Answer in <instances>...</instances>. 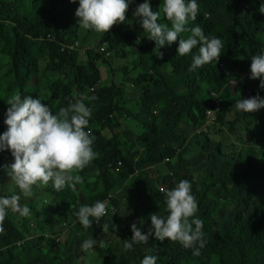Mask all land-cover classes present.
<instances>
[{"label": "trees", "instance_id": "obj_1", "mask_svg": "<svg viewBox=\"0 0 264 264\" xmlns=\"http://www.w3.org/2000/svg\"><path fill=\"white\" fill-rule=\"evenodd\" d=\"M26 1L30 7L27 12H23L21 9ZM199 1L203 3L204 10L223 7L229 15V22H225L223 18L212 20L205 17L198 7L195 20L186 25L189 29L199 25L206 36L221 39L222 45L227 48L222 56L228 72L216 61L205 64L196 71H189L191 53L185 56L176 55V41L159 48L157 51L160 55H156L154 42L146 37L147 33L137 23L136 18L132 17L129 7L134 3L133 0L125 10V21L112 25L108 32L100 33L99 44L104 46L105 52L87 50L85 53L88 56L83 62L85 64L74 61V58L70 57L73 52H69L67 48L72 43L71 37L77 35L73 28L68 27L77 7L74 0H50L47 7L38 5L37 0H0V56L9 60L8 69L3 76V79L12 76L7 82L9 91L17 88L24 96L29 77L38 73L34 71L41 60H45L37 81L41 89L31 94L45 102L53 113L75 103V95L83 92L86 86L93 88L83 98V102L91 110L87 128L91 129L95 137L92 147L96 155L88 166L98 169L102 183L99 194H84L81 197L82 203L77 201L78 195L68 186L60 191L51 187L45 189L46 193L48 192L45 196L49 207L45 215L37 213L36 222L27 220L28 216L22 217L9 212L0 222V264H23L24 259L38 256L42 252L41 242L52 245V238L59 232L57 227L55 229L51 225L52 220H59L62 212L66 222L76 221L74 212L81 204L84 205V201L92 204L105 198L109 189L121 177L135 176V173L145 174L147 167L148 171L157 174L159 169L154 166L163 163L172 171L175 181L168 182L165 189L174 187L179 180L186 178L187 162H183L180 156L176 158L177 161L171 162V159L175 158L174 145L180 147L183 142L179 125L182 123L195 126L203 122L206 112L215 105L216 100L211 97V92L203 88L213 87V91H217L229 83L230 76L236 80L244 74L241 97L247 98L257 94L263 96V91L258 87V78H248L250 58L264 51V14L258 11L261 0ZM149 4L161 10L163 0H149ZM158 22L169 24L163 13ZM7 24L10 25L11 35L6 32ZM87 32L90 33L91 30ZM183 34L185 32L180 35ZM121 45L127 46L137 57L138 61L133 70L142 69L133 80V86L142 92V104L152 111L155 106L160 107L159 116L151 123L138 119L143 131L136 136L127 134L132 133L129 130L122 134L112 132L116 127H120L118 119L121 110L125 116L133 117L131 113L123 110L119 87L113 83L107 87H95L97 71L94 62L100 60L105 63L101 57L104 58L106 52L109 57L110 52ZM192 51L195 52L196 49ZM162 63L165 68L169 67V72L157 70L156 67H160ZM148 66L149 70L146 71ZM119 70L123 74L132 73L127 68ZM49 73L60 76L46 84ZM7 87L5 96H8ZM69 92L73 95L67 98L66 93ZM91 96L95 99H88ZM227 98L224 97L219 103V111L216 114V123L222 125L227 112L235 109L236 100L231 102L227 101ZM5 102L6 99L1 100L0 106ZM228 125L231 127L233 123ZM104 130L108 131V135ZM136 143L140 146L134 147ZM236 156L241 161L238 169L229 170L224 178L207 184L204 181L200 190L194 188L191 183V192L197 201L194 218L202 221L203 238L206 241L204 247L199 250V255H193L191 249L182 247L176 241H156L149 237L147 244L133 245L131 250H124L120 256L107 247V254L100 253V257L110 264H140L145 255H156V264H264V203H254L256 190L264 187V155L262 151L257 155L249 147L245 153L240 149ZM259 156L262 157L260 160ZM7 159L12 161L10 153L7 150L0 151V164H6ZM165 159H168V162H164ZM230 163L233 162H227L228 168L236 167ZM86 167L79 170L80 174L84 173ZM144 189L148 195L147 208L152 213H163L164 203L160 199L163 192L160 193L149 181ZM209 189L214 193L213 198L207 197ZM220 200L231 203L230 219L233 227L226 233L220 227L216 216V206ZM110 201L111 204L115 203L114 198H110ZM200 207H204L202 214L198 213ZM249 208H252V213L247 215L246 209ZM63 211H66L68 216ZM62 220L61 218L59 225L63 228ZM101 222L100 219V222H94L87 229L77 223L83 233H97L102 230ZM148 227L149 225L139 228L143 232ZM108 229L120 235L122 242L131 237V231L124 228ZM30 238L35 242H31ZM80 241L81 238L74 235L70 249H77ZM53 253L51 250L47 251V258L50 255L49 264H70L66 256L61 257L57 252Z\"/></svg>", "mask_w": 264, "mask_h": 264}, {"label": "clouds", "instance_id": "obj_2", "mask_svg": "<svg viewBox=\"0 0 264 264\" xmlns=\"http://www.w3.org/2000/svg\"><path fill=\"white\" fill-rule=\"evenodd\" d=\"M74 2L77 3L74 10L78 18L76 24L83 30L105 33L112 25L125 21V10L131 0ZM161 11L169 24L158 22L160 12L150 10L149 0H142L132 12V17L147 33L146 37L154 42L156 55H160L157 51L159 48L176 41V55L191 53L189 71H196L217 60L223 46L221 39L206 36L199 25L190 29L186 27L189 21L196 18L197 0H163ZM258 11L264 14V0H261ZM183 32L190 34L181 38ZM194 48L195 52L192 51ZM248 78H258V87L264 91V51L250 58ZM242 79H245V75L239 80ZM6 104L8 107L3 120L6 128L0 132V151L7 150L12 161L0 164V169L23 196L30 197L34 186H46L49 182L55 191L64 189L73 179L71 171L85 168L95 158L92 147L95 137L91 129L87 128L91 110L83 99L70 104L68 108L59 109L57 113H53L40 98L22 96L20 92L9 96ZM234 107L244 113L255 112L264 108V97L259 94L243 99L239 97ZM162 192L166 214L150 213L149 227L143 232L135 222L130 224L131 237L123 241L122 250H131L136 244H147L149 237H152L156 241H176L182 247L191 249L193 255H199L206 241L203 238L202 221L194 218L197 201L191 192V182L181 179L174 187L162 189ZM19 200L18 194L0 196V222L9 212L22 217L29 215L30 209L21 206ZM105 214L106 204L99 200L81 205L74 212L76 221L84 229ZM139 222L143 224V220ZM95 242L93 237L86 239L81 242V248L90 250ZM156 260V255H145L140 264H156Z\"/></svg>", "mask_w": 264, "mask_h": 264}, {"label": "rangeland", "instance_id": "obj_3", "mask_svg": "<svg viewBox=\"0 0 264 264\" xmlns=\"http://www.w3.org/2000/svg\"><path fill=\"white\" fill-rule=\"evenodd\" d=\"M34 1L36 0H31V2ZM37 2L38 5L47 7L50 0H37ZM133 2L134 3L129 7L131 14L134 11L137 3H141L142 0H133ZM197 3L203 14H205V17L212 20H214L215 18H223L225 22H229V15L226 10H223V7L204 10L205 7L203 3H201L199 0H197ZM29 7L30 4L28 1H26L21 10L23 12H27L29 10ZM150 10L160 12V17H162V11L160 9H156L150 6ZM77 19L78 18L72 14L70 19L71 24L68 25V27L73 28L76 31L77 35L74 38L71 37L72 43L67 48L69 52H73L71 53L70 57L74 58V61L83 63L88 56H86V53L84 51L85 49H93L96 52H99L101 51V47L104 46L99 44L100 33H95L93 31L88 33L87 30L81 29L79 25L76 24ZM262 23V27L264 29V15L262 17ZM6 32L11 35L9 24H7ZM189 34V32H185V34L180 36L182 38H186V36ZM81 47L83 50L81 49ZM220 51L221 54L218 56L216 63H219V66L226 72H228L229 69L225 65L224 58L222 56V54L227 51V48L222 46ZM114 54L118 55L121 58L117 59V61H114L111 54L110 57H101V60L104 59L105 64H109L110 62L113 67V71L116 72V74H114L116 82L122 81L121 83L127 84V93L124 92V86L121 83L119 84L123 87V91H121V98L123 100L127 99V105L123 110L131 113V116L133 117L125 116L124 111L121 110L120 117L118 119V125H120L121 128H119L121 130L118 131L119 128L116 127L112 130V132L116 134H122L129 130L132 133L127 132V134L136 136L143 131V127L139 123L138 119H141L146 123H151L159 116L160 107L155 106L153 111L145 107L141 102L142 92H139V90L134 86L132 88L134 78L136 77L137 73L142 71V69H136L132 74V77L128 75L118 74V70L121 68H127L128 71L132 72L133 69H135L134 67L137 64L138 60L137 57L133 54V51H130L127 46L121 45L114 50ZM99 61L100 60L97 61V65L101 66V63ZM8 62V58L0 56V101L6 99V102L2 104V106H0V130L2 131H4L6 128L3 120L5 109L8 107V105L6 104L7 98L18 92L17 88L9 91V87H7V82L10 81V78H12V76L10 78L3 79V76L8 69ZM44 64L45 60H41L38 64V68L34 71V73H38L30 75V80L27 82L25 87V95L32 96L33 91L36 92L37 90L41 89V87H38L39 84L37 83V81L38 78H40V73ZM156 68L161 72H169V67L165 68L164 63H162L160 67L157 66ZM106 69L109 70L108 68ZM148 70L149 66L148 68H146V71ZM58 76L60 75L58 74ZM58 76L49 73L48 83H46L44 80L43 81L46 84H49L55 77ZM234 81L235 83H227L225 87H223L222 89H218L217 91H213V87H206L203 89L207 92H211V97H214L216 101H219V103L224 100V97L226 96L228 97L227 101L229 100L233 102L239 99V97L242 98L240 95V90L243 83V80L239 79H234ZM6 87L8 96H5ZM88 89L89 87L86 86L83 91H87ZM72 95L73 94H71L70 92L66 93L67 98L71 97ZM262 97H264V91ZM134 117H137V119H135ZM224 121L225 122L223 125L217 122L214 125H210L207 127H203L204 123L201 122L197 123L195 126H189L182 123L179 125L183 142L180 147L178 145H174V147L176 148V152L174 154L175 158L171 159V162H174L175 160L177 161L176 158L178 156L181 157L183 162H187V177L184 179L189 180L193 184L194 188L198 190H200L202 182L205 181V183L207 184L209 182L220 180L227 175L229 170L238 169V165L241 161H239L236 154L240 149L243 153H245L247 148L251 147L257 155L259 154V151H262L264 155V108H261V111H255L251 113H244L237 111L236 109H232L227 112ZM229 123H233V125L229 127ZM104 133L108 135L107 130H104ZM139 146L140 145L136 143V146L134 147ZM261 158L262 157L259 156V160ZM230 161L233 162L230 164H234L236 167L233 166L232 168H228L226 165L227 162ZM154 167L159 169V172L157 174L148 171L147 167L145 169V174L135 173V176L133 175L130 177L127 176L117 179L116 184L112 188H110L107 193V196H109V198H114L115 203L112 205L111 203H109L108 215L100 218L102 220L101 223H103L101 231H98L97 233H86L84 231L83 233L82 230L79 229V224L77 223V221L71 220V223L66 222L64 220L65 216L61 212L60 215L63 219V228L59 225L61 223V218L59 220L51 221V225L55 229L57 227V230L59 231L56 236L52 238L54 240L52 245L48 246L46 242H41L40 245L42 246V252L38 256H35L31 259H24L25 261L23 264H49L48 260H50V255L49 258H47L48 250H51V253L57 252L58 256H66L70 264H110L106 262L102 257H100L99 254H107V247H110L117 256H120L124 252V250H122L123 242L121 241L120 235L110 231L108 228H124L127 231H131L129 225L134 222L137 224V227L146 225L148 226L150 223L148 220V216L152 212L147 208L146 205L148 195L144 187L149 181L153 184L154 188L162 193V189H165L167 183L170 181H174L172 171L166 168L163 163L157 164ZM98 173V169L95 166H87L83 174H80L79 170L71 171L70 175L73 177V182L71 183V185L77 188L76 190L79 199L84 194H94L95 196L99 194L102 183ZM4 178L5 173L4 171H2V173L0 174V196H5L2 192V190L5 188V185L3 183ZM165 181L166 184H164ZM13 187L14 190H12V195L18 194V190L14 186V184ZM50 187L52 188L51 182H49V184L46 186H34L32 195L30 197L20 195L19 203L21 206H27L29 208V204L33 205L31 208H29L30 212L29 215H27L29 217L27 220L31 219L32 221L34 220L36 222L37 213H41L43 215L47 213V209L49 206L48 204H45L48 203V199H46L45 194H47L48 192L46 193L45 189ZM66 187L67 184L65 185L64 190L66 189ZM41 188L42 190H40ZM213 196L214 193L211 190L208 191L207 197L213 198ZM160 199L164 203L163 195L160 196ZM26 201L29 202L27 203ZM254 201V203L258 204L264 203V187L256 190ZM84 204L88 203L84 201ZM203 208H199V214H202L204 212ZM230 208L231 203L229 201L223 200L218 201V204L216 206V216L220 227L223 229V231H225V233L230 232L233 227V223L230 219ZM246 210L248 211L246 213L247 215L252 213V208ZM63 213L68 216V213L66 211H63ZM155 214L165 215V205L163 213L161 212ZM140 220H143V224L139 222ZM98 222L100 221H95V223ZM74 235H77L79 238H81L80 245L77 249H70V245L72 244V238ZM92 237L96 241L94 246L90 250H83L81 248V242ZM30 241L35 242V240H32L31 238ZM67 248L70 251H68Z\"/></svg>", "mask_w": 264, "mask_h": 264}, {"label": "crops", "instance_id": "obj_4", "mask_svg": "<svg viewBox=\"0 0 264 264\" xmlns=\"http://www.w3.org/2000/svg\"><path fill=\"white\" fill-rule=\"evenodd\" d=\"M103 46V45H102ZM81 49H82V47H81ZM83 50V49H82ZM87 50H89V49H85L84 51L86 52ZM115 50V49H114ZM114 50H113V52H110V56H111V54H112V56H113V60L114 61H117V59H120L121 57H119L118 55H116V54H114ZM105 52V49H104V47H101V51H99L98 53H104ZM109 55V53L108 52H106L105 53V57L106 56H108ZM109 56V57H110ZM100 63H101V66H98L97 65V61H95L94 62V67H95V69H96V71H97V83H96V86L95 87H107V86H109L111 83H113L116 87L118 86L119 87V89L121 90V91H123V87H122V85L124 86V92L125 93H127V84H125V83H121L122 81H118V82H116L115 81V77H114V74H116V72L115 71H113V67H112V65L110 64V62H109V64H105V63H103L102 61H99ZM106 68H108L109 70H107ZM119 71V73L118 74H122V75H128V76H131L132 77V74L135 72L134 70H133V72L132 73H130V72H128V74H123L122 73V71H120V70H118ZM108 73V74H107ZM130 79V78H129ZM122 84V85H119V84ZM132 88H133V85H132ZM93 90V88H89L87 91H83V92H81V93H77L76 95H75V98H76V100H81V99H83V98H85V96L87 95V93H88V91H92ZM123 100V99H122ZM127 99H125V100H123L122 102H123V107L125 108V106L127 105ZM7 163H10L11 162V159H7ZM6 163V164H7ZM1 171H3V169H1ZM5 180H3V183H4V189L2 190V192H3V194L5 195V196H10V195H12V190H14V187H13V183H12V181L9 179V178H7V176L5 175ZM73 182V179L71 180V182H70V184H67L68 185V187H69V189L71 188V190L73 191V192H75L76 194H77V188L76 187H73L72 185H71V183ZM15 186V185H14ZM18 190V189H17ZM18 194L19 195H22V194H20L19 193V190H18ZM77 201L79 202V203H82V201H81V198L79 199V197H78V199H77ZM27 203L29 202V201H26ZM82 205V204H81ZM33 205L32 204H29V208H31Z\"/></svg>", "mask_w": 264, "mask_h": 264}, {"label": "built area", "instance_id": "obj_5", "mask_svg": "<svg viewBox=\"0 0 264 264\" xmlns=\"http://www.w3.org/2000/svg\"><path fill=\"white\" fill-rule=\"evenodd\" d=\"M233 80H234L233 77L230 76L229 82L232 83ZM218 111H219V101H215L214 107L206 112L205 119L203 122H201V123H204L203 127L214 125L216 123V114ZM165 161L168 162V159H165ZM118 165H119V163H118ZM100 201H103L106 204V214L104 216H102V217H105L108 215L109 203H111V201H110L109 196H106L105 198L101 199ZM99 221H100V219H99Z\"/></svg>", "mask_w": 264, "mask_h": 264}]
</instances>
